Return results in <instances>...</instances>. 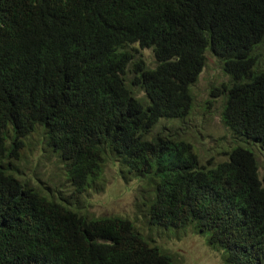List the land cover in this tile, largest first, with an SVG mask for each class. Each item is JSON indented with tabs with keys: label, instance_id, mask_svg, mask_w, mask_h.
Returning <instances> with one entry per match:
<instances>
[{
	"label": "trees",
	"instance_id": "16d2710c",
	"mask_svg": "<svg viewBox=\"0 0 264 264\" xmlns=\"http://www.w3.org/2000/svg\"><path fill=\"white\" fill-rule=\"evenodd\" d=\"M263 45L264 0H0V264H174L132 221L22 177L31 139L74 195L116 163L144 184L151 226L199 235L222 264H264ZM207 52L232 138L214 163L176 128Z\"/></svg>",
	"mask_w": 264,
	"mask_h": 264
},
{
	"label": "rangeland",
	"instance_id": "374dc122",
	"mask_svg": "<svg viewBox=\"0 0 264 264\" xmlns=\"http://www.w3.org/2000/svg\"><path fill=\"white\" fill-rule=\"evenodd\" d=\"M145 63L154 65L151 50L141 51ZM260 65H264V45L260 50ZM228 78L221 70V62L206 53L205 66L197 82L191 87L193 104L190 116L183 125L176 128L184 130L182 137L189 140L201 160L206 163L220 162L222 148L232 147L230 132L223 126L220 114L224 101L222 97L213 98L210 93L226 83ZM15 161L22 177L35 186L59 191L61 196L71 201L77 200L82 212L93 218L118 216L132 221L136 230L144 238L153 242L172 257L174 264H222L220 254L205 245L204 239L190 231L161 230L149 224L145 209L140 206L141 184L135 180H123L116 163H107L103 169L100 184L82 195H74L67 183L63 166L46 150L40 149L39 142L31 139ZM259 164V176L264 175V157L254 150ZM47 190V191H48Z\"/></svg>",
	"mask_w": 264,
	"mask_h": 264
}]
</instances>
